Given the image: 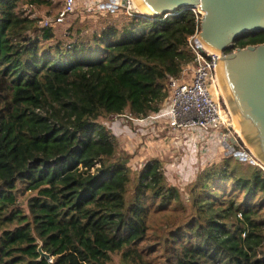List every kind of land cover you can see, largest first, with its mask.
Wrapping results in <instances>:
<instances>
[{
    "label": "trees",
    "instance_id": "16d2710c",
    "mask_svg": "<svg viewBox=\"0 0 264 264\" xmlns=\"http://www.w3.org/2000/svg\"><path fill=\"white\" fill-rule=\"evenodd\" d=\"M54 2L0 0V264H264L258 165L222 155L184 188L158 157L133 171L105 122L158 110L192 60L194 13L60 33L26 13Z\"/></svg>",
    "mask_w": 264,
    "mask_h": 264
},
{
    "label": "water",
    "instance_id": "95a60500",
    "mask_svg": "<svg viewBox=\"0 0 264 264\" xmlns=\"http://www.w3.org/2000/svg\"><path fill=\"white\" fill-rule=\"evenodd\" d=\"M133 2L136 12L149 17L175 13L182 9H199L203 13L198 40L209 50L222 55L217 62V77L219 72L245 140L254 157L264 166V43L234 48L227 52L240 36L264 31V0ZM223 144L227 147L225 155H233L240 161H251L249 156L235 152L227 145L226 139H223ZM37 250L39 258L50 259V255L42 250L40 242Z\"/></svg>",
    "mask_w": 264,
    "mask_h": 264
},
{
    "label": "built area",
    "instance_id": "2783aa9c",
    "mask_svg": "<svg viewBox=\"0 0 264 264\" xmlns=\"http://www.w3.org/2000/svg\"><path fill=\"white\" fill-rule=\"evenodd\" d=\"M93 9H89L92 8ZM76 0H64L62 7L53 15L48 16L42 21V26H59L74 13ZM88 10H94L104 14H116L123 11L129 17L141 14L136 12L133 0H98L96 5L91 4ZM196 17V27L194 33L187 38V45L192 54V60L181 71L179 77L168 82L169 95L159 105L157 111H151L146 116H132L129 113L111 115L124 116L139 127L149 124V128H156L159 122L165 125L164 129H171L174 132L184 131L196 135L201 144V150L205 155L214 157L219 148L226 153L227 147L223 144V139L227 140L235 152L249 156L253 164L258 165L264 172V166L252 154V152L241 144V139L233 127L231 113L224 102L218 97L217 87V62L222 56L215 53L198 40L200 32V19L202 12L199 9H192ZM30 18H37L33 10L27 9ZM174 13L162 14L163 18ZM211 86L215 89L214 96ZM220 137V140L216 138ZM215 139V140H214ZM222 139V140H221ZM222 147V148H221ZM188 148H183L188 152ZM233 156V155H232ZM251 161H248L252 163Z\"/></svg>",
    "mask_w": 264,
    "mask_h": 264
},
{
    "label": "rangeland",
    "instance_id": "374dc122",
    "mask_svg": "<svg viewBox=\"0 0 264 264\" xmlns=\"http://www.w3.org/2000/svg\"><path fill=\"white\" fill-rule=\"evenodd\" d=\"M61 3L56 5V3L54 2L53 6L50 8H47L46 6H40V7L34 8L33 9L34 15L39 19L38 23L41 24L40 21H42L48 16H53L58 10V8L61 6ZM84 9L82 6H77L75 8L74 13L65 20L64 24L56 26L57 32H60V33L64 32L68 26L73 24L72 22L73 18H76L77 16H80V15L84 16L90 13V11H86ZM123 14H124L123 11H119L116 14H111L107 17H108V20L114 21L116 19H121ZM62 36L68 42L72 41V38L68 37L67 34L63 33ZM211 92L214 96H216L215 89L213 88V86H211ZM217 93H218L219 100L225 103V99L223 97L220 84H219V87H217ZM226 107L228 108V106ZM230 113H231V120L235 122V119L232 115V111ZM105 122L114 129L116 133L117 143L119 146V152L121 154H124L127 157L128 166L133 171L138 170L141 167V165L147 159L151 157L159 156L163 159V161H166V160L168 161L169 159L168 157L172 158L173 155H178L179 160L181 158V154H180L182 152V149L180 148L181 141H179L177 139V136L173 135L171 131L165 130L161 132V127H163V125L161 124H157L156 128L154 129H147L150 127L149 124H146V126L139 127V125L132 123L130 120H128L124 116H121V117L109 116L105 119ZM117 128H118V131H117ZM240 139L241 141H243L241 142V144H243L246 148H248L251 151L250 149L251 147L249 146L247 141L243 139V137H240ZM165 144L168 146V150L170 152H167V149H165ZM171 151L172 152L175 151V152L172 153ZM215 156L216 158H218L219 156H221V153L217 152ZM203 157L205 158V161H209V158L207 157V155H204ZM197 158L198 160H200V157H197ZM173 160L175 162L176 158H173ZM198 169L199 170H197L196 172H200L202 168L198 167ZM176 174L177 175L175 176V181L180 186L183 185L184 188H185V185L189 182V179H191V176H193L191 173H189L188 175L181 174V173H176ZM181 191L182 193H185L184 190H181ZM23 198L24 196L21 197V199ZM108 264H120L118 256H114Z\"/></svg>",
    "mask_w": 264,
    "mask_h": 264
},
{
    "label": "crops",
    "instance_id": "0c3cea01",
    "mask_svg": "<svg viewBox=\"0 0 264 264\" xmlns=\"http://www.w3.org/2000/svg\"><path fill=\"white\" fill-rule=\"evenodd\" d=\"M61 1H62V3H61V6L58 8V10L63 5L64 0H61ZM97 1L98 0H76V7L82 6L83 9L85 8L84 10L89 11L88 10L89 6H91V4L96 5ZM93 8L94 7L89 8V9H93ZM107 16H109V14L99 13L97 11L91 10L90 13H88L87 15H84V16L80 15V16H77L76 18H73V21H72L73 24L71 25V27L73 29L77 28V26H79L78 25L79 22L80 23L82 22L80 24L82 26H84L86 24V22H88L91 25H93L94 27H97L98 25L108 24L110 22V20H108ZM114 124H115V122H114ZM156 124H161V123L157 122ZM164 127H165V125H164ZM164 127H161V132L166 130V129H164ZM117 131H118V128H117ZM167 131H171L173 133V135L177 136V139L179 141H181V144H182V145L180 144V148L182 149V152L180 153L181 154L180 160H179L178 155H173L172 158L168 157L169 158L168 161L167 160L163 161V159L161 157L155 156V157L160 158L163 161L164 169L166 170V173H167V176L169 179H173V177L175 178V176L177 175L176 173H181V174H185V175H188L189 173H191L193 175V176H191V179H192L195 175V172L197 170H199L198 167L203 168L207 164L215 161L214 159L218 160V158H221L222 155H225L224 150L219 148L218 152L221 153V156H219L218 158H216V156H215L213 158V157H209L207 155V157L209 158V161H205V158L203 157L205 154L201 150V144L205 145V143H208L209 141H205L204 143H202L203 141L199 142L196 135L192 134L191 132H187L185 134V132L183 130L174 132L169 128V129H167ZM216 140L217 141L220 140V137L217 136ZM188 147H190L188 149V152L187 153L184 152L183 148H188ZM165 149H167V152H170L168 150V146L166 144H165ZM174 152H172V153H174ZM197 157H200V160H198ZM173 158H176L175 162H174ZM191 179H189V181Z\"/></svg>",
    "mask_w": 264,
    "mask_h": 264
},
{
    "label": "bare ground",
    "instance_id": "6f19581e",
    "mask_svg": "<svg viewBox=\"0 0 264 264\" xmlns=\"http://www.w3.org/2000/svg\"><path fill=\"white\" fill-rule=\"evenodd\" d=\"M139 10H141V9H139ZM218 82H219V84H220V88H221V90H222V93H223V97H224V99H225V103H226V106H228L229 108H230V110L232 111V115H233V117H234V119L236 118L237 119V117H236V115H235V113H233V110H232V106H231V104H230V98H229V95H228V91H227V89H226V87L225 86H223V83H222V80H221V78L219 77V72H218ZM236 119H235V122H233V126L236 128V133H238V135H240V137H243V139H245V137H244V135H243V130L241 129V127H240V125L238 124V121H236ZM234 128V129H235Z\"/></svg>",
    "mask_w": 264,
    "mask_h": 264
}]
</instances>
